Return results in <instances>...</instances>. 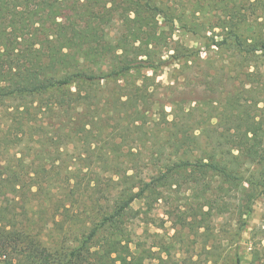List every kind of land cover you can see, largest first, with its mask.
I'll list each match as a JSON object with an SVG mask.
<instances>
[{
	"label": "trees",
	"instance_id": "1",
	"mask_svg": "<svg viewBox=\"0 0 264 264\" xmlns=\"http://www.w3.org/2000/svg\"><path fill=\"white\" fill-rule=\"evenodd\" d=\"M107 2L0 0V264H141L153 246L134 240L132 205L170 194L178 230L231 247L264 198V0H112L116 36ZM157 19L210 33L233 91L186 109L156 82L199 60L182 46L156 58ZM156 247L158 264L185 263ZM262 252L251 244L248 264ZM229 263L243 264L237 247Z\"/></svg>",
	"mask_w": 264,
	"mask_h": 264
},
{
	"label": "rangeland",
	"instance_id": "2",
	"mask_svg": "<svg viewBox=\"0 0 264 264\" xmlns=\"http://www.w3.org/2000/svg\"><path fill=\"white\" fill-rule=\"evenodd\" d=\"M107 1V7L111 9L114 8V11L117 12H112L114 14V20L113 17L111 20L115 22H110L109 28L105 32H109L111 35L116 36L120 29V24L116 20H118L121 14L124 2L119 3L116 8V4L114 2L112 3V0ZM185 9H187L186 6ZM115 13L117 14L115 15ZM156 22L158 26L156 35H159L157 45H155L156 43L153 44L156 48V58L160 56L162 60H168V55L178 46L199 50V60L196 61V66L193 64L184 74L176 71V66L168 65L159 70L156 78V82L163 86L174 84L173 88L181 92V94H183L182 97L186 100L184 104L186 109L192 107L196 102H201L205 99L206 101L210 99H220L219 93L225 96L227 93L233 91L235 83L234 80H230V77H233V73L227 72L233 61L230 58L231 53L224 52L223 58L221 59V57L214 53V48H212L213 50H211V52H208L204 46L206 43L204 37L210 36V33L192 35L186 33L178 23L174 24V27L171 29L162 24L160 19H157ZM216 32L218 31L215 30V33ZM205 59L211 60L209 61L211 63H205ZM222 67L224 71L221 85L206 84V81L211 79L204 77V74L209 73L213 75ZM203 109L208 113L209 108L204 107ZM167 111H169L168 108ZM176 198V195L170 194L167 201L153 203L149 212L141 202H135L132 205L134 210H138L141 213L133 223L135 231L134 240L138 241L144 248H151V246H153L151 251L154 253V257L141 261V264H158V248L156 246L159 244L168 246L171 254L175 253L177 256L181 255L182 259L185 261L183 264H221L224 254L231 253L236 247L242 255L243 264H248L251 260V244H258L260 242V246L264 249V198L255 203L253 212L247 221L242 239L238 244L234 243L231 247L223 244L224 246L220 245L219 247L217 244L218 242L215 241L206 250L202 247L203 241L199 234H195L186 229L183 231L178 230L179 226L178 222H176L178 221L176 220L177 216H175L176 212L172 210L174 209L173 203ZM144 212H147V218H144L142 214ZM161 255L163 258L165 257L164 254ZM260 259L264 264V252L260 254Z\"/></svg>",
	"mask_w": 264,
	"mask_h": 264
}]
</instances>
